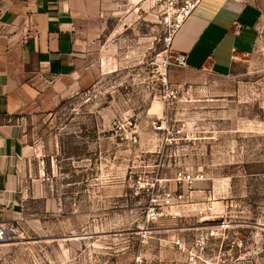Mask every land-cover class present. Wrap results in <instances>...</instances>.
<instances>
[{"label":"rangeland","instance_id":"374dc122","mask_svg":"<svg viewBox=\"0 0 264 264\" xmlns=\"http://www.w3.org/2000/svg\"><path fill=\"white\" fill-rule=\"evenodd\" d=\"M239 1L255 9L256 38L226 75L175 64L146 5L106 13L79 87L56 103L33 96L14 116L26 149L0 264H264V0ZM162 162L210 183L192 186L176 215L146 221Z\"/></svg>","mask_w":264,"mask_h":264},{"label":"crops","instance_id":"0c3cea01","mask_svg":"<svg viewBox=\"0 0 264 264\" xmlns=\"http://www.w3.org/2000/svg\"><path fill=\"white\" fill-rule=\"evenodd\" d=\"M123 0H0V219L15 215L16 164L25 146L14 117L33 96L56 103L76 90L88 45L104 30V16ZM255 9L239 0H202L171 39L186 54L185 67L216 75L230 72L253 47ZM240 22L238 32L235 23ZM199 179L196 185H208ZM213 189L200 190L203 202Z\"/></svg>","mask_w":264,"mask_h":264},{"label":"built area","instance_id":"2783aa9c","mask_svg":"<svg viewBox=\"0 0 264 264\" xmlns=\"http://www.w3.org/2000/svg\"><path fill=\"white\" fill-rule=\"evenodd\" d=\"M141 5H146L150 8L157 19L162 23L166 32L165 40L170 43L172 36L179 29L187 17L195 10L202 0H136ZM241 27L240 22L235 23L234 32H238ZM185 52L178 51L174 56V63L180 66L186 65ZM172 89V88H171ZM169 89V91H172ZM170 94L167 93L166 97ZM165 118L159 116L153 121L154 129L161 132L162 148L170 141L169 131L165 130ZM123 129L129 134V141H135L139 136L137 124L131 118L125 122ZM169 164L162 162V187H158L156 192L152 193L148 204L144 209V217L146 221H154L158 217L166 216L167 214H177V207L187 196V191L196 184L197 180L203 179L202 173L193 174L178 166L171 167V171L166 169ZM169 174V175H168ZM157 180L160 178H156ZM174 181V186L170 181ZM227 221L221 220L219 227L227 226ZM215 229L211 228L205 232L209 236L215 233ZM16 232V228L11 220L0 219V242L8 241Z\"/></svg>","mask_w":264,"mask_h":264},{"label":"bare ground","instance_id":"6f19581e","mask_svg":"<svg viewBox=\"0 0 264 264\" xmlns=\"http://www.w3.org/2000/svg\"><path fill=\"white\" fill-rule=\"evenodd\" d=\"M4 243H6V242H4ZM0 244H2V243H0Z\"/></svg>","mask_w":264,"mask_h":264}]
</instances>
